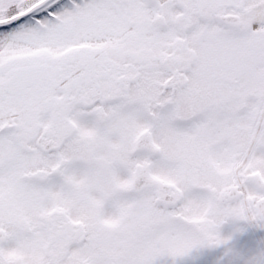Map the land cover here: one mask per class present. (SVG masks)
<instances>
[{"label": "snow or ice", "instance_id": "6c2138e0", "mask_svg": "<svg viewBox=\"0 0 264 264\" xmlns=\"http://www.w3.org/2000/svg\"><path fill=\"white\" fill-rule=\"evenodd\" d=\"M258 232L264 0H0V264H264Z\"/></svg>", "mask_w": 264, "mask_h": 264}, {"label": "flooded vegetation", "instance_id": "af4514ba", "mask_svg": "<svg viewBox=\"0 0 264 264\" xmlns=\"http://www.w3.org/2000/svg\"><path fill=\"white\" fill-rule=\"evenodd\" d=\"M228 230H229L228 228L225 229V231H228ZM262 236H264V233L258 232L255 234L256 238H259ZM252 238L253 236L251 233L244 234L241 237L240 241H237V246L239 247L243 241H247ZM220 254L221 253L219 250L205 251L199 254V256L194 261L193 260L187 261L186 264H216L217 258L220 256Z\"/></svg>", "mask_w": 264, "mask_h": 264}]
</instances>
